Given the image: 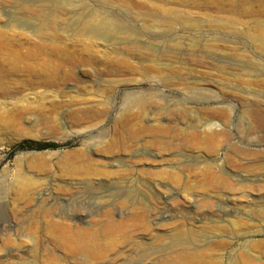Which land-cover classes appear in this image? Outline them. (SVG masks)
<instances>
[{
  "label": "rangeland",
  "instance_id": "374dc122",
  "mask_svg": "<svg viewBox=\"0 0 264 264\" xmlns=\"http://www.w3.org/2000/svg\"><path fill=\"white\" fill-rule=\"evenodd\" d=\"M0 264H264V0H0Z\"/></svg>",
  "mask_w": 264,
  "mask_h": 264
},
{
  "label": "trees",
  "instance_id": "16d2710c",
  "mask_svg": "<svg viewBox=\"0 0 264 264\" xmlns=\"http://www.w3.org/2000/svg\"><path fill=\"white\" fill-rule=\"evenodd\" d=\"M57 145L55 143L48 142H37V141H27L21 143L17 148L20 150H37L43 151L48 149H55Z\"/></svg>",
  "mask_w": 264,
  "mask_h": 264
},
{
  "label": "bare ground",
  "instance_id": "6f19581e",
  "mask_svg": "<svg viewBox=\"0 0 264 264\" xmlns=\"http://www.w3.org/2000/svg\"><path fill=\"white\" fill-rule=\"evenodd\" d=\"M108 26L109 24L103 22V23H99L97 27H92V29L104 33L108 29Z\"/></svg>",
  "mask_w": 264,
  "mask_h": 264
}]
</instances>
